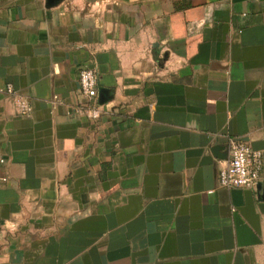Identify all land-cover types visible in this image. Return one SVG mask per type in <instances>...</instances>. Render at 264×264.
Instances as JSON below:
<instances>
[{
    "label": "crops",
    "instance_id": "crops-1",
    "mask_svg": "<svg viewBox=\"0 0 264 264\" xmlns=\"http://www.w3.org/2000/svg\"><path fill=\"white\" fill-rule=\"evenodd\" d=\"M0 159V264H264V0H0Z\"/></svg>",
    "mask_w": 264,
    "mask_h": 264
},
{
    "label": "built area",
    "instance_id": "built-area-1",
    "mask_svg": "<svg viewBox=\"0 0 264 264\" xmlns=\"http://www.w3.org/2000/svg\"><path fill=\"white\" fill-rule=\"evenodd\" d=\"M78 84L84 101L77 108V112L83 111L90 119L98 118L101 112L100 105L95 100L98 76L93 67L84 65L79 68ZM7 91L13 95L18 113L29 116L32 113L30 101L25 96L13 94L11 86L7 87ZM227 153L228 157L218 171V184L225 188L252 189L256 187L262 170V152L253 149L245 140L228 136ZM0 162H3V159H0ZM6 179V177H0V180Z\"/></svg>",
    "mask_w": 264,
    "mask_h": 264
},
{
    "label": "water",
    "instance_id": "water-1",
    "mask_svg": "<svg viewBox=\"0 0 264 264\" xmlns=\"http://www.w3.org/2000/svg\"><path fill=\"white\" fill-rule=\"evenodd\" d=\"M218 148V147H217Z\"/></svg>",
    "mask_w": 264,
    "mask_h": 264
}]
</instances>
